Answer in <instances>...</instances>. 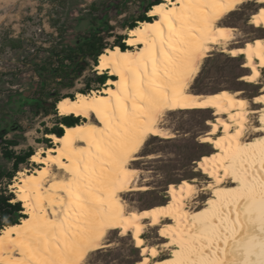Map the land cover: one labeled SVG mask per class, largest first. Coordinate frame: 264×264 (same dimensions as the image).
I'll use <instances>...</instances> for the list:
<instances>
[{
    "label": "bare ground",
    "instance_id": "obj_1",
    "mask_svg": "<svg viewBox=\"0 0 264 264\" xmlns=\"http://www.w3.org/2000/svg\"><path fill=\"white\" fill-rule=\"evenodd\" d=\"M244 1L191 0L190 6V0H163L147 13L150 21H139L129 30L125 42L130 48L116 45L99 56L95 70L110 76L104 87L57 102L60 116L73 115L79 122L62 125V136L47 134L54 146L33 153L31 160L39 166L32 172L20 171L11 186L16 194L12 202H22L26 217L0 230V264H28L29 260L32 264H83L89 254L108 246L104 239L115 230L136 238L144 250V264H196L201 258L224 264L229 259L234 245L230 241L225 246L215 233L222 231V220L232 221L230 212L243 216L242 198L261 199L264 170L258 154L264 144L263 111L249 109L241 91L226 88L202 94L191 86L215 47L247 58L253 71L251 83H260L264 37L234 46L236 28L223 22ZM257 1L264 5V0ZM262 12V7L255 11L250 23L264 29ZM162 45L166 55L161 54ZM261 93L258 100L264 105V84ZM171 109L220 113L212 119L215 130L209 139L217 152L203 155L195 166L210 177L205 185L209 200L189 209L186 201L194 197L197 179H186L173 183L170 202L128 213L121 195L141 189L132 186L137 169L130 165L147 139L172 137L158 124ZM251 114H258L263 126L253 124L247 132ZM98 148L103 152L98 153ZM253 177L256 184L250 194L246 186ZM147 225L169 235L162 244L169 254H161L160 243L146 242ZM173 244L180 245L178 254ZM244 259L235 257L237 264ZM245 264H264V256L258 252Z\"/></svg>",
    "mask_w": 264,
    "mask_h": 264
},
{
    "label": "rangeland",
    "instance_id": "obj_2",
    "mask_svg": "<svg viewBox=\"0 0 264 264\" xmlns=\"http://www.w3.org/2000/svg\"><path fill=\"white\" fill-rule=\"evenodd\" d=\"M124 1V5H121L123 9L118 13L116 7L118 0H0V138L3 137L0 141V166L2 168L12 170L13 161L3 155L6 149L15 154L30 149L35 153L41 147L54 146L47 133L56 124L58 112L56 111L55 114L53 113L55 111H51L50 115H45L42 111L39 115H35L29 105L21 102L23 97L33 95L39 81L47 79L46 75L40 76L39 67L44 63L50 67L57 66L58 59L53 50L72 44L86 34L87 27L79 22L82 21L81 19L92 20L94 16L91 10L92 2H95V6L98 4L100 15L107 9L109 24L113 28L112 31L103 34L104 42L108 48L117 45V37L125 35L126 38L130 30L124 27L123 23L132 18L137 19L141 14L142 4L147 0ZM260 7L261 4L257 0H245L223 19L225 24L236 28L234 46H246L249 42L264 37V29L250 23L251 16L255 11H259ZM123 42L127 49L130 48L125 40ZM248 67L247 58L220 52V48L215 47L203 60L191 87L195 92L202 94L214 93L226 88L234 92L241 91V96L249 100V109L259 108L263 111L260 116H264V105L258 100L264 84V69L261 70L260 83L257 85L251 83L250 74L253 71ZM95 72L99 74L95 71V67L87 68L82 76L75 80L73 87H59L60 95L71 94L75 97L78 92L87 89L88 80L92 90L102 89L105 83L100 85L94 82ZM47 81L49 87L56 86V79H47ZM92 90L88 89L87 93ZM47 102H51V99ZM218 115L220 113L214 110L174 109L162 115L158 124L172 137L169 139L153 136L147 139L137 154L138 159L131 163L130 166L137 169L132 186L141 189L121 195L128 213L132 209L147 210L164 202H170L169 194L172 193L173 183L186 179H197L194 182L196 193L191 200L186 201L189 209L195 210L202 206L204 200H209L206 198L209 191L205 189V185L210 177L207 172L204 174L197 172L195 166L202 162L203 155L217 150L216 146L210 145L209 139L215 130V126L211 124L212 119ZM256 115L259 116L251 114L249 117L247 132L253 124L259 128L263 126V120L256 118ZM12 139L17 144L8 146L5 140ZM38 166V163L29 158L20 165L11 179L4 178L0 181V190L16 196L11 186L17 182L19 172H32ZM54 171L58 172L56 168ZM143 236L147 243H160L161 254H169V251L162 246L169 241V235L160 228L147 225ZM104 244L108 246L89 254L83 264H144V250L138 247L134 236H123V232L119 230L111 231L104 239ZM179 248V244L172 245L175 254H178Z\"/></svg>",
    "mask_w": 264,
    "mask_h": 264
},
{
    "label": "trees",
    "instance_id": "obj_3",
    "mask_svg": "<svg viewBox=\"0 0 264 264\" xmlns=\"http://www.w3.org/2000/svg\"><path fill=\"white\" fill-rule=\"evenodd\" d=\"M163 0H147L142 4L141 14L138 18H132L129 21L123 23L124 27L132 29L137 26L139 21H150L149 16H147L149 10L155 5L159 4ZM124 0H118L116 3L117 11L120 13L124 5ZM107 11V10H106ZM94 17L92 20H88L87 29L85 35L76 39L72 44H66L61 46L57 50H53L54 55L57 57V66L50 67L47 63L42 64L39 67L40 76H47V79H56V87H49V82L47 79H42L38 82L37 88L33 91L32 96L23 97L21 99L22 104L29 105L33 110V114L39 115L42 111L45 115H50L51 111L57 114L56 104L63 97L74 98L71 94L60 95L59 87L67 86L73 87L74 82L77 78L82 76V74L87 70V68L92 66V69L98 64L99 56L108 48L107 44L104 42L105 32L112 31V26L109 24L110 19L107 12L104 15L95 14V10H92ZM147 14V15H146ZM99 16V17H98ZM125 35H119L117 37L116 43L122 50H126L127 46L124 44ZM116 46V45H115ZM110 46L109 48H111ZM114 47V46H113ZM96 71V70H95ZM110 77L106 74H95L93 75L94 82L98 84H104L106 79ZM87 89L81 90L82 93H87V90L91 89V83L88 80L86 84ZM51 99V102H47ZM57 122L53 128L49 129V133H54L58 136L64 134V128L62 125L73 126L79 122V118L73 115L70 116H60L57 115ZM47 133V134H49ZM3 137L0 138V141ZM8 146L17 144L15 140H5ZM199 144H196V146ZM202 145H208L202 143ZM33 150H28L19 154H15L13 151L6 149L3 153L6 159L12 160V170L8 171L0 166V181L4 178L11 179L14 173L19 170L21 164L25 163L33 155ZM12 193L7 194L0 190V230L6 226L18 224L20 219L26 217L24 214V207L22 202H12L14 199Z\"/></svg>",
    "mask_w": 264,
    "mask_h": 264
},
{
    "label": "snow or ice",
    "instance_id": "obj_4",
    "mask_svg": "<svg viewBox=\"0 0 264 264\" xmlns=\"http://www.w3.org/2000/svg\"><path fill=\"white\" fill-rule=\"evenodd\" d=\"M191 6V0H190ZM264 8V5L261 6ZM264 16V12L261 13ZM176 20H180L179 16H174ZM163 45L161 46V54L166 55L163 52ZM143 99V97H141ZM98 153H102L103 149L98 148ZM259 164L260 168L264 170V144L261 145L259 150ZM255 156V153L253 154ZM122 162V161H121ZM261 175H264V171H261ZM255 177L252 178V182L246 186V191L252 193L255 188ZM261 199L257 202L252 195H248L242 198L240 201L241 212L229 213L233 216L231 222L225 218L220 222V228L222 231L215 233V238L218 241H222L225 246L231 243L234 245L233 249L227 254L228 258L224 261V264H237L235 261L236 256H243L245 259L239 261V264H245V260L249 256H255L258 252L261 256H264V182L260 184ZM71 197V192H69ZM71 203V199L69 201ZM243 219V223L241 220ZM251 233V235H250ZM215 247V245H212ZM155 249L152 250V255L155 256ZM211 254V249H210ZM28 264H32L29 260ZM191 264V262H190ZM196 264H211L210 261H206L201 258Z\"/></svg>",
    "mask_w": 264,
    "mask_h": 264
},
{
    "label": "flooded vegetation",
    "instance_id": "obj_5",
    "mask_svg": "<svg viewBox=\"0 0 264 264\" xmlns=\"http://www.w3.org/2000/svg\"><path fill=\"white\" fill-rule=\"evenodd\" d=\"M98 6V4H96V6H95V2H92V4H91V10H95V14H99L100 13V8H98L97 7ZM107 10V9H106ZM106 10H103L104 11V13L102 14V15H104L107 11ZM99 11V12H98ZM99 16H100V14H99ZM98 16V17H99ZM94 17V16H93ZM92 17V18H93ZM82 21H80L79 23H81V25H85L86 27H87V25H88V20H86V19H81ZM85 30L86 31H89L87 28H85Z\"/></svg>",
    "mask_w": 264,
    "mask_h": 264
},
{
    "label": "clouds",
    "instance_id": "obj_6",
    "mask_svg": "<svg viewBox=\"0 0 264 264\" xmlns=\"http://www.w3.org/2000/svg\"><path fill=\"white\" fill-rule=\"evenodd\" d=\"M120 47V46H119Z\"/></svg>",
    "mask_w": 264,
    "mask_h": 264
}]
</instances>
